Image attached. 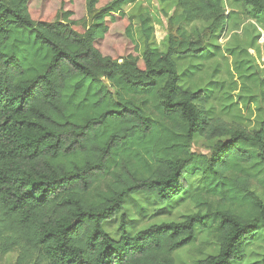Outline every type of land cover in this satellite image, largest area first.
Here are the masks:
<instances>
[{"label": "trees", "instance_id": "16d2710c", "mask_svg": "<svg viewBox=\"0 0 264 264\" xmlns=\"http://www.w3.org/2000/svg\"><path fill=\"white\" fill-rule=\"evenodd\" d=\"M139 1L0 0V259L20 248L15 264H176L202 232L217 252L194 264H241L256 240L264 126L209 120L211 91L183 89L178 72L220 47L228 0H159L175 9L163 49L149 12L123 10ZM232 1L264 14V0ZM198 21L208 25L189 28ZM195 136L218 138L202 154ZM190 177L203 188L196 212L127 232L128 196L171 203ZM117 220L113 237L105 226Z\"/></svg>", "mask_w": 264, "mask_h": 264}, {"label": "rangeland", "instance_id": "374dc122", "mask_svg": "<svg viewBox=\"0 0 264 264\" xmlns=\"http://www.w3.org/2000/svg\"><path fill=\"white\" fill-rule=\"evenodd\" d=\"M224 7L232 16L229 34L220 38V47L209 44L212 49L209 58L195 62L193 59L178 61V72L183 74L180 85L190 91L206 88L211 91L205 107L209 120L218 121L233 130L254 132L264 126V14L259 20L254 19L248 9L232 0H228ZM138 9L150 13L154 24L153 39L159 49H163L162 43L169 32L168 18L175 9L159 0H141L123 8L132 17L136 16ZM133 24L137 30L135 19ZM207 25L208 22L198 21L189 28L197 26L201 30ZM204 35L202 32L200 36ZM208 42H213V39ZM189 71L193 73L190 75ZM146 109L148 114L156 117L150 105H146ZM217 138L208 140L195 136L191 148L197 153L208 154L209 147ZM188 182L187 194L171 203L161 205L141 194L128 196L124 203L127 232L135 235L154 224L180 222L185 216L196 212L190 198L193 194L203 193L201 179L190 177ZM252 189L264 202V188L254 181ZM117 227L118 220L105 226L113 237L117 235ZM205 240V233L198 232L194 244L174 252L176 264H194L197 259L216 253L215 245H202ZM263 252L264 224L256 240L247 246L246 257L241 264H260ZM21 254V249L15 248L0 259V264H15ZM29 261H34L32 254Z\"/></svg>", "mask_w": 264, "mask_h": 264}, {"label": "crops", "instance_id": "0c3cea01", "mask_svg": "<svg viewBox=\"0 0 264 264\" xmlns=\"http://www.w3.org/2000/svg\"><path fill=\"white\" fill-rule=\"evenodd\" d=\"M194 23H196V22H194ZM194 23H191L190 26L193 25ZM196 25H197V24H196ZM153 35H154V34H153Z\"/></svg>", "mask_w": 264, "mask_h": 264}]
</instances>
